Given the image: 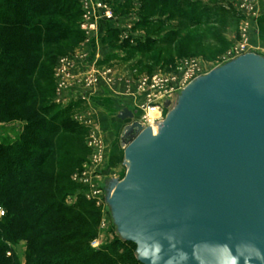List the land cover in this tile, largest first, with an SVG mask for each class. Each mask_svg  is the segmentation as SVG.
Instances as JSON below:
<instances>
[{"label": "water", "instance_id": "obj_1", "mask_svg": "<svg viewBox=\"0 0 264 264\" xmlns=\"http://www.w3.org/2000/svg\"><path fill=\"white\" fill-rule=\"evenodd\" d=\"M180 95L156 133L117 112L131 161L106 202L118 235L143 264H264V60L242 55Z\"/></svg>", "mask_w": 264, "mask_h": 264}, {"label": "trees", "instance_id": "obj_2", "mask_svg": "<svg viewBox=\"0 0 264 264\" xmlns=\"http://www.w3.org/2000/svg\"><path fill=\"white\" fill-rule=\"evenodd\" d=\"M167 1L142 0L139 10ZM79 14L77 0H0V121L25 122L15 140L0 138V264H143L130 240L92 248L99 209L82 197L65 203L79 186L70 175L86 148L83 132L73 138L59 121L69 109L54 112L53 67L83 38ZM63 133L82 149L78 158H70ZM17 243L24 244L23 263Z\"/></svg>", "mask_w": 264, "mask_h": 264}, {"label": "rangeland", "instance_id": "obj_3", "mask_svg": "<svg viewBox=\"0 0 264 264\" xmlns=\"http://www.w3.org/2000/svg\"><path fill=\"white\" fill-rule=\"evenodd\" d=\"M77 1L80 9L77 27L83 38L73 52L60 55L55 61L53 103L54 112L69 109L67 116L59 121H66V125L70 126L66 127L67 131L75 132L73 138L83 132L86 153L70 175L71 182L80 187H76L66 196L65 203H73L82 197L93 202L99 209L97 234L90 242L92 248H98L111 243L116 237L119 238L106 203L107 194L111 190L114 191L116 184L124 178L127 172L124 163L128 166L131 161L126 160L123 153L124 159L118 169L112 170L110 174L103 172L111 144H107L103 129L91 120V103L81 94L75 96L71 93L72 85L60 78L63 71L60 65L67 61V66H70L68 60L72 59L75 51L85 45L95 33L101 32V41L107 45L110 52L92 63L91 66L95 70L83 80L84 84L96 87L102 82L105 87L109 86L117 91L121 99H129L131 105L127 108H131L135 119L140 121L144 112L136 107V104L145 101L146 93H142L138 87L143 78L151 80L152 76H159L168 81L167 88L165 86L164 89H169L173 81L180 80L179 68L185 61H196L198 70L195 74L201 77L245 55V52H250L247 39L258 12V0H168L166 5L160 2L149 12L139 10L142 0H130L128 9H119L118 5L123 0ZM98 4H101L100 7ZM103 7L111 12L110 16H102ZM92 10L100 11L101 15L93 23L88 16V11ZM102 21H110L113 29L103 34V30H99ZM236 51L239 54L230 59L229 56ZM120 86L124 88L123 92L119 91ZM180 100L181 95L178 93L170 107L162 109L161 103L159 104L160 110L164 111L159 113L160 116H152L157 120L153 129L165 121L174 107L179 105ZM24 123L0 121V138L15 140ZM74 123L84 128L79 131L80 134L74 129ZM116 123V133L114 136L112 133V147L114 146L116 151H123L119 134L125 122L118 119ZM62 136L66 139L68 147L65 148L70 158H78L82 149L73 143L70 135L63 133ZM95 241L96 247L92 246ZM13 250L17 259L23 263L24 244L17 243ZM6 254L12 255L13 252ZM135 254L137 257L136 250Z\"/></svg>", "mask_w": 264, "mask_h": 264}, {"label": "crops", "instance_id": "obj_4", "mask_svg": "<svg viewBox=\"0 0 264 264\" xmlns=\"http://www.w3.org/2000/svg\"><path fill=\"white\" fill-rule=\"evenodd\" d=\"M257 5L258 12L251 25L247 39V45L251 49H249L250 52L248 53L254 54L264 60V0H258ZM112 26L110 21H102L99 25V30H103L102 33L104 34L105 31L112 30ZM100 33H95V35L85 42V45H81L75 51L72 59L68 60L70 66H67V61L63 65H60L63 70L60 78L65 79L68 84L72 85L70 86L71 93L75 94V96L81 94L91 103L93 108L91 120L103 129L107 144H111L103 171L110 174L112 170L120 167L124 159L123 151H116L114 146L112 147V133L114 136L117 130L116 122L118 118L116 115L123 107H129L128 105L131 104L129 103V99H121L117 95V91L115 92L109 86L105 87L102 82L96 87L84 84L83 80L95 70L91 66L92 63L99 61L103 55L110 52L107 45L102 43V34ZM119 91L123 92L124 88L120 86Z\"/></svg>", "mask_w": 264, "mask_h": 264}, {"label": "built area", "instance_id": "obj_5", "mask_svg": "<svg viewBox=\"0 0 264 264\" xmlns=\"http://www.w3.org/2000/svg\"><path fill=\"white\" fill-rule=\"evenodd\" d=\"M100 5L101 4H98V7H100ZM101 9H103V11H104V14H102V16L105 14L110 16L111 12L108 9H105V7L101 8ZM99 12L100 11L95 12L94 10H92L91 12L88 11V16L92 21L91 23H93V21L95 22V20H97L101 17ZM91 30H92V28H91ZM236 54L238 55L239 53H237V51H236L235 53L231 54L229 56V58L231 59V58L237 56ZM245 54H248V52H245ZM62 62H63V60H62ZM179 70H180V75H181L180 80L173 81L171 86L169 87V89H166L167 88L166 84L168 81L166 79L160 78L159 76H156V75L152 76L151 80H149L148 78L145 77L139 83V86H138L139 90L142 93H146V96L144 97L145 101L143 100V102L140 103L139 105L136 104V107H138L139 109H141L144 112L143 118L141 117L140 121L138 120L144 126L150 127L152 129L153 125L156 123L157 120H154L153 118L152 119L149 118L148 113L151 110H154L155 108L160 110L161 109L159 106L160 103L162 105V109L170 107L174 101V97H176L178 93L180 95V93H182L194 80L199 78L198 77L199 74H197V73L195 74V72H197V70H198V63L194 60L185 61L183 63V66L180 67ZM165 86H166V88L164 89ZM166 101H168L167 106H165ZM163 111L160 110V113ZM158 116H160V115H158ZM125 166L128 168L126 163H125ZM112 193H113L112 190L110 193L108 192L107 200L110 199ZM0 214H3L2 210H0ZM92 246L96 247L97 242L95 241Z\"/></svg>", "mask_w": 264, "mask_h": 264}, {"label": "bare ground", "instance_id": "obj_6", "mask_svg": "<svg viewBox=\"0 0 264 264\" xmlns=\"http://www.w3.org/2000/svg\"><path fill=\"white\" fill-rule=\"evenodd\" d=\"M159 113H160V110L157 109V108H155L154 110H151V111L148 113V115H149V118L152 119V118H153L152 116L159 115ZM152 129H153V127H152ZM153 132L156 133V128L153 129Z\"/></svg>", "mask_w": 264, "mask_h": 264}, {"label": "flooded vegetation", "instance_id": "obj_7", "mask_svg": "<svg viewBox=\"0 0 264 264\" xmlns=\"http://www.w3.org/2000/svg\"><path fill=\"white\" fill-rule=\"evenodd\" d=\"M121 214H122V215L124 214L123 211L121 212Z\"/></svg>", "mask_w": 264, "mask_h": 264}]
</instances>
